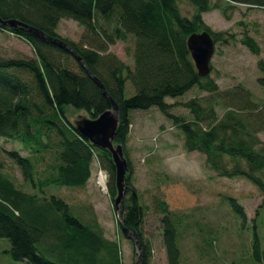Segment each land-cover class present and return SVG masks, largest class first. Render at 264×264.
Instances as JSON below:
<instances>
[{"label": "trees", "instance_id": "obj_1", "mask_svg": "<svg viewBox=\"0 0 264 264\" xmlns=\"http://www.w3.org/2000/svg\"><path fill=\"white\" fill-rule=\"evenodd\" d=\"M189 1L196 9L191 17L180 12L178 0H0V19H15L50 36L61 38L56 27L62 18L73 19L84 27L87 42L61 39L82 58L118 107L114 143L123 147L128 175L117 216L119 226L137 233L140 264H148L149 249L141 236L145 209L131 185V166L125 151L132 110L156 108L181 132L186 151L204 154L206 166L218 177H239L250 182L264 204V141L258 135L264 131V101H255L251 91L240 84L219 89L209 77L211 66L208 75L198 76L187 37L206 30L215 44H227L235 35L213 31L201 18V13L221 0ZM224 1L230 6L264 10V0ZM98 18L114 20L115 26L108 32ZM0 29L25 40L33 51V57L0 56V137L18 138L32 150V157L14 149L4 150V154L18 167L23 180L38 191L26 192L17 187L2 172L0 160V238L8 241L6 252L27 264H121L117 242L106 238L94 219L83 220L73 215L71 206L61 197L44 194L45 188L52 185L84 186L96 159L108 174V192L113 200L115 169L110 154L82 138L65 110L70 106L95 118L111 108L109 99L70 52L22 27ZM128 35L133 38L131 67L107 50L116 39L125 41ZM239 41L253 54L259 53L257 41L249 34H242ZM256 67V81L264 96V59H258ZM126 82L133 89L128 97L124 96ZM192 87L209 95L181 103L189 118L173 114V103L165 98L181 96ZM47 152L51 159L45 163L44 176L37 180L35 158L44 160ZM227 200L245 222L242 206L234 197ZM154 204L161 214L167 264H179L180 217L163 199L157 197ZM252 254L256 261L260 262L261 256L264 259L255 230Z\"/></svg>", "mask_w": 264, "mask_h": 264}, {"label": "rangeland", "instance_id": "obj_2", "mask_svg": "<svg viewBox=\"0 0 264 264\" xmlns=\"http://www.w3.org/2000/svg\"><path fill=\"white\" fill-rule=\"evenodd\" d=\"M177 3L180 12L187 17L196 12L189 0H178ZM217 3V6L201 13V18L211 30L231 32L235 39L227 44H215L209 77L221 90L240 84L251 91L255 101L263 102V89L256 81L259 76L256 61L264 59V10L247 8L245 5L230 6L224 0ZM98 21L108 32L115 26L114 20L98 18ZM56 33L76 43L89 40L84 37V27L70 18L60 19ZM244 33L257 41L258 54H253L240 43L239 39ZM132 49L133 38L130 35L125 41L116 39L107 47L109 52L130 67ZM0 56L33 57V51L25 40L0 29ZM125 86L124 96L128 97L133 94V89L129 82ZM208 95V92L192 87L181 96L173 99L166 97L165 100L173 103V114L189 118L187 109L181 103L192 97ZM65 110L71 122L88 117L85 110L70 106H66ZM129 115L131 124L125 151L131 166V185L145 209L141 236L148 245V264H167L161 240V214L154 204L157 197L163 199L169 210L180 217L177 229L179 264H264L263 256L259 262L252 254L255 230L264 255V204H261L262 195L257 188L243 178L216 176L206 166L204 154L185 150L181 132L156 108L132 110ZM259 137L264 139L261 132ZM12 149L32 157V150L24 147L18 138L0 137L2 172L22 190L38 192L36 187L23 180L18 167L4 154V150ZM44 157V160L36 157L34 161V177L37 180L44 176L43 169L51 159V153H45ZM99 174L104 177V187L98 185ZM44 194L61 197L71 206L73 215L81 216L83 220L94 219L104 236L117 242L121 264L135 263L136 249L120 230L108 192V174L96 159L91 164V175L84 186L52 185L45 188ZM227 197H234L242 206L246 214L245 222L232 210ZM7 248V239L0 238V264H27L12 259L6 252Z\"/></svg>", "mask_w": 264, "mask_h": 264}, {"label": "water", "instance_id": "obj_3", "mask_svg": "<svg viewBox=\"0 0 264 264\" xmlns=\"http://www.w3.org/2000/svg\"><path fill=\"white\" fill-rule=\"evenodd\" d=\"M0 26L25 28L52 44L70 52L91 80L99 87L101 93L109 99L111 103L110 109L104 110L95 118H80L79 120L72 122V124L76 132L82 138L87 139L97 148L106 150L110 154V158L115 169V196L113 197V205L116 213L118 214L119 205L124 196L125 178L128 175V164L124 156L122 145L120 143H114V136L119 122L118 107L116 103L109 97L101 81L92 74L82 58L63 39L50 36L36 27H32L15 19H0ZM186 43L198 76L204 77L208 75L210 72V61L215 48V42L211 34L206 30L193 32L187 37ZM120 230L124 237L132 241L136 249L137 256L134 264H140L141 246L137 233L123 225H120Z\"/></svg>", "mask_w": 264, "mask_h": 264}, {"label": "built area", "instance_id": "obj_4", "mask_svg": "<svg viewBox=\"0 0 264 264\" xmlns=\"http://www.w3.org/2000/svg\"><path fill=\"white\" fill-rule=\"evenodd\" d=\"M97 182H98L99 186H103V187L105 186L104 177L102 175H100V174L97 176Z\"/></svg>", "mask_w": 264, "mask_h": 264}, {"label": "crops", "instance_id": "obj_5", "mask_svg": "<svg viewBox=\"0 0 264 264\" xmlns=\"http://www.w3.org/2000/svg\"><path fill=\"white\" fill-rule=\"evenodd\" d=\"M261 134H263V136H264V132H261ZM259 135V134H258ZM261 140H263L264 141V139H261Z\"/></svg>", "mask_w": 264, "mask_h": 264}]
</instances>
